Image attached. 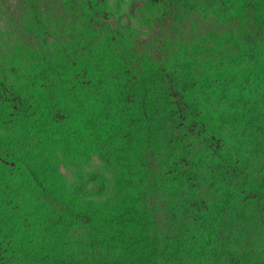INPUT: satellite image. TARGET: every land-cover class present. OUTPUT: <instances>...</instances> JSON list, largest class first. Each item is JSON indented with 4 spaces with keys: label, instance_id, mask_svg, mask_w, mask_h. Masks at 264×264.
<instances>
[{
    "label": "rangeland",
    "instance_id": "374dc122",
    "mask_svg": "<svg viewBox=\"0 0 264 264\" xmlns=\"http://www.w3.org/2000/svg\"><path fill=\"white\" fill-rule=\"evenodd\" d=\"M241 4L237 17L235 7L196 6L190 17L199 18L197 25H189L162 16L151 0H0V85L12 97L0 94V187L33 185L31 198L43 206L16 202V208L30 206L21 221L41 222L18 241L23 250L16 260L24 251L29 256L17 264H142L144 258V264H214L210 249L205 261L191 251L213 245L208 230L218 241L216 264H264V91L255 111L244 103L252 98L253 79L264 83V69L248 59L253 47L264 52V0L256 8L251 0ZM77 30L97 34V43L111 35L113 52L137 72L147 64L173 68V62L177 72L205 84L208 123L165 120L173 127L167 132L128 128L130 137L139 131L144 151H119L126 162L103 158L88 131L77 142L61 132L35 138L25 130L33 123L49 135L58 128L47 105L60 100L46 96L58 73L78 69L80 78L65 84L72 97L81 84L94 90L77 56L91 50L75 46ZM244 63L256 72H239ZM15 84L23 87L21 98ZM227 85L229 98L222 94ZM34 138L38 145L28 147ZM25 163L44 173L43 190L23 181L31 166ZM134 203L144 218L132 211L107 226ZM123 246L137 255L125 259Z\"/></svg>",
    "mask_w": 264,
    "mask_h": 264
},
{
    "label": "trees",
    "instance_id": "16d2710c",
    "mask_svg": "<svg viewBox=\"0 0 264 264\" xmlns=\"http://www.w3.org/2000/svg\"><path fill=\"white\" fill-rule=\"evenodd\" d=\"M151 1L158 6V12L162 16L167 14L172 16L175 22H189V25H197L196 23L199 18L190 17V13L196 10V6L197 8H201L203 6H214L220 3L225 9L235 7L237 10L232 12L235 17L240 15L244 8L241 4L242 0ZM251 4L256 8L258 6V0H251ZM256 19H259V16H256ZM77 34L78 40L75 42V46H82V48L88 47L91 50V55L89 56L75 54L80 59L81 67L86 70L85 76L90 78V83L94 87V90L91 91L86 88L85 84L84 87L81 84L79 90H75L73 94L75 96L72 97L65 93V84L73 78H76V76L79 77L77 75L78 69L70 68L73 74L68 71L58 73L57 81L54 80V83L52 82L46 91L47 100H60L56 106L49 107L46 104L48 113L54 117L58 116L56 122L58 128L52 130L51 135H49V128L45 131H40L39 126L33 123L25 128V130L34 135L35 138L45 135L47 136L45 137L46 140L48 137L52 138V136L61 132L63 137H65L64 133L67 136L74 135L75 137L72 138H77V142L83 138L82 134L88 131L91 132L89 136L92 138L95 148L101 152L103 158L108 156L114 158L115 156V158L119 159L121 157L122 162H126L127 159L123 158L121 156L122 153L119 151L124 150L128 152V149L144 151L143 143L138 138L140 137L138 134L139 131L135 136L130 137L132 132H124L128 128L148 126L152 130L151 132H159L162 130L165 131L167 126H171L168 123L165 124V120L171 121L179 126L196 118H205L207 121L204 122L208 123L203 107L204 98L209 96L206 91V85L195 81L190 74L177 72L173 62H170V65L174 69L163 67L159 64H152L151 66L147 64L146 71L137 72L126 64L125 60L117 54L118 52H113L111 35L107 36L105 43L99 41L101 43L99 44L97 40H94L97 36L95 33L86 34L83 30H77ZM248 54V59H250L252 65L264 69L263 49L260 52L256 47H253ZM244 65L239 72H256L247 63H244ZM190 66L191 64L187 63L188 69ZM260 72H264V70ZM258 78L259 76L253 79L252 85L254 86L249 89V92L253 94L252 98L244 101L247 106V112L255 111L261 103L258 100V94L264 91V83L258 86L256 83ZM4 87L0 85V94L3 92L4 97L11 99L12 97L6 93L7 90ZM14 88L17 89L18 97L21 98L24 94L23 87L20 84H15ZM230 88L232 87L227 85L225 90H222V94L226 95L227 98L230 96ZM80 90H85V92L82 94ZM200 91L202 94L199 95ZM94 98L99 101H96ZM76 101L82 103V106H76ZM71 102L74 104L72 107L69 105ZM35 138L28 147L33 145L36 148L38 144ZM132 138L134 144L132 143ZM34 151L35 149L32 150L33 153ZM15 157L16 154L13 152L12 159ZM25 165H27V168H29L28 165L31 166L29 168L30 171H28V176L23 177V181L28 179V182H32L34 186H40L43 190L44 181L41 180L43 179L41 176L44 173L42 172L41 174L40 170L33 164L25 163ZM19 184L20 181L16 186L12 185L10 181H7L6 186L2 184L0 187V264L6 262L8 264H17L19 259L25 263L28 259L29 251H24L23 255L16 260V255L20 252L22 253L23 250L20 248L18 241H25L28 235H30L29 231L34 226L35 231H38L41 227V222L35 219L34 222L31 220L21 221V212L30 211V206L34 210L41 209L43 206L31 198L30 188L33 185L21 191ZM27 199L31 200L28 208L22 209L20 205L16 208L17 201L23 200L27 202ZM135 207L136 203L129 204L123 212L118 210L117 213L113 214L112 220H107V226L120 224L119 221L125 220L123 217L132 211L136 212L135 214L137 216H141V219L144 218V213L139 212ZM60 220L64 221L63 218H60ZM95 228L99 232L101 231L100 226H96ZM207 236L210 237V241L214 242L213 245H202L197 249L193 248L191 251L195 254L196 259L203 258V261H205L208 258L206 256V250L210 249L208 253L210 256H213L211 263L216 264V253L213 255V246L218 241L209 230ZM123 247V254L126 250L125 254L128 255L125 259H131L138 253H127L128 248L126 246ZM145 262H148L146 258L141 263L144 264Z\"/></svg>",
    "mask_w": 264,
    "mask_h": 264
}]
</instances>
